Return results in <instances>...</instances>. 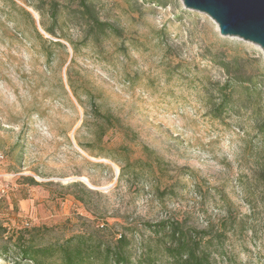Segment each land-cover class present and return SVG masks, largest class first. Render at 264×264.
I'll list each match as a JSON object with an SVG mask.
<instances>
[{"label":"rangeland","instance_id":"1","mask_svg":"<svg viewBox=\"0 0 264 264\" xmlns=\"http://www.w3.org/2000/svg\"><path fill=\"white\" fill-rule=\"evenodd\" d=\"M88 2L118 30L93 33L79 0H0L4 238L103 227L138 244L180 220L209 232L215 264H264L262 48L182 0Z\"/></svg>","mask_w":264,"mask_h":264},{"label":"trees","instance_id":"2","mask_svg":"<svg viewBox=\"0 0 264 264\" xmlns=\"http://www.w3.org/2000/svg\"><path fill=\"white\" fill-rule=\"evenodd\" d=\"M80 16L93 33L99 35L107 30L117 31L114 25L101 21L88 0H79ZM57 5L51 12L57 17ZM230 83L222 89L220 102L215 104V117L228 108L232 100ZM104 119L110 121L113 116L100 112ZM126 165L122 167L121 177L127 174ZM157 239L135 241L134 232L112 236L98 227L81 232L63 240L45 241L42 226L21 227L4 238L8 228L0 224V258L13 259L14 264H158L162 252L173 264H215L211 257V243L208 231H198L186 226L180 220H163L156 224H146ZM134 230L133 227L130 228ZM207 240V242H205Z\"/></svg>","mask_w":264,"mask_h":264},{"label":"water","instance_id":"3","mask_svg":"<svg viewBox=\"0 0 264 264\" xmlns=\"http://www.w3.org/2000/svg\"><path fill=\"white\" fill-rule=\"evenodd\" d=\"M186 9L209 15L223 36L259 45L264 53V0H182Z\"/></svg>","mask_w":264,"mask_h":264},{"label":"crops","instance_id":"4","mask_svg":"<svg viewBox=\"0 0 264 264\" xmlns=\"http://www.w3.org/2000/svg\"><path fill=\"white\" fill-rule=\"evenodd\" d=\"M22 202H21V204H23V206H26L27 205V202L28 201H26L25 199H23V200H21Z\"/></svg>","mask_w":264,"mask_h":264},{"label":"built area","instance_id":"5","mask_svg":"<svg viewBox=\"0 0 264 264\" xmlns=\"http://www.w3.org/2000/svg\"><path fill=\"white\" fill-rule=\"evenodd\" d=\"M3 156L2 155H0V158H2Z\"/></svg>","mask_w":264,"mask_h":264}]
</instances>
